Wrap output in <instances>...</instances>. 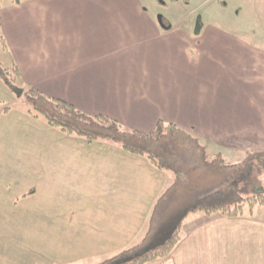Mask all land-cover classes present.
<instances>
[{
	"label": "crops",
	"instance_id": "1",
	"mask_svg": "<svg viewBox=\"0 0 264 264\" xmlns=\"http://www.w3.org/2000/svg\"><path fill=\"white\" fill-rule=\"evenodd\" d=\"M163 24L143 0H3L0 48L20 86L128 129L174 122L231 162L264 151V44L217 23ZM174 177L50 126L0 79V264H89L137 243ZM148 264H264V205L191 214L173 252Z\"/></svg>",
	"mask_w": 264,
	"mask_h": 264
},
{
	"label": "trees",
	"instance_id": "2",
	"mask_svg": "<svg viewBox=\"0 0 264 264\" xmlns=\"http://www.w3.org/2000/svg\"><path fill=\"white\" fill-rule=\"evenodd\" d=\"M0 42L5 43L1 34ZM20 74L16 64L7 67L0 61V79L33 115L42 116L66 135L116 144L175 175L155 202L144 237L89 264H148L173 252L183 239L184 225L191 214L237 218L264 205V192L245 195L241 188L245 179L260 184L254 174L258 169V174L263 173L259 167L264 166V151L251 150L242 161H227L221 155L209 154L196 136L174 122L160 120L152 131L128 129L107 115L91 114L63 98L20 86Z\"/></svg>",
	"mask_w": 264,
	"mask_h": 264
},
{
	"label": "rangeland",
	"instance_id": "3",
	"mask_svg": "<svg viewBox=\"0 0 264 264\" xmlns=\"http://www.w3.org/2000/svg\"><path fill=\"white\" fill-rule=\"evenodd\" d=\"M143 4L154 15L157 22L163 24L160 18L162 21L164 18L165 23L161 25L163 28L185 27L191 28L194 32L202 26L217 23L230 32L250 36L264 44L260 35L264 34L263 0H143ZM187 17H190L188 20L190 22L186 25H179L186 21ZM200 23L201 25L198 26ZM147 32L142 28L139 29V33ZM3 56V51L0 48V61L4 66L10 67L11 64ZM21 104L24 103L21 102ZM259 168L263 173L258 174V169L254 176L257 174L256 177L260 181L259 187L264 188V166ZM253 187L252 179H245L241 183L245 195L251 194ZM146 231L147 229L140 236L141 239Z\"/></svg>",
	"mask_w": 264,
	"mask_h": 264
},
{
	"label": "water",
	"instance_id": "4",
	"mask_svg": "<svg viewBox=\"0 0 264 264\" xmlns=\"http://www.w3.org/2000/svg\"><path fill=\"white\" fill-rule=\"evenodd\" d=\"M160 20L162 21V18H160ZM198 26H200V24ZM259 192H263V190H259Z\"/></svg>",
	"mask_w": 264,
	"mask_h": 264
}]
</instances>
